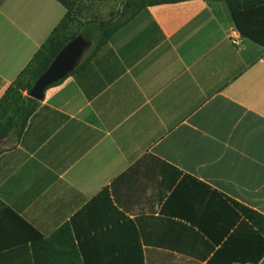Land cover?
I'll return each instance as SVG.
<instances>
[{
    "label": "crops",
    "instance_id": "0c3cea01",
    "mask_svg": "<svg viewBox=\"0 0 264 264\" xmlns=\"http://www.w3.org/2000/svg\"><path fill=\"white\" fill-rule=\"evenodd\" d=\"M64 10L0 0V95ZM235 13L233 45L221 0L146 4L43 89L0 151V264H264L233 204L264 216V0Z\"/></svg>",
    "mask_w": 264,
    "mask_h": 264
},
{
    "label": "trees",
    "instance_id": "16d2710c",
    "mask_svg": "<svg viewBox=\"0 0 264 264\" xmlns=\"http://www.w3.org/2000/svg\"><path fill=\"white\" fill-rule=\"evenodd\" d=\"M58 1L65 8L61 18L52 27L46 38L33 52L27 63L19 70L17 75L11 80L0 95V135L12 131L17 137L19 136L28 117L40 101V99L33 98L28 94V89L32 81L46 67L57 50L69 38L76 34H80L83 38L89 41V45L84 51L80 61L72 69V71H75L87 62L99 45L105 42L118 27L129 20L137 10L146 4L171 0H123L120 10L115 17L111 19L82 22L76 29L71 26L75 19V15L73 11L74 9L70 6L69 0ZM221 1L227 6L240 33L245 35L244 30L240 27L236 19L235 13V9L239 6L240 0ZM61 78L48 85L58 82ZM233 204L237 211L242 214L257 231L264 235V216L254 209L238 202L233 201Z\"/></svg>",
    "mask_w": 264,
    "mask_h": 264
},
{
    "label": "water",
    "instance_id": "95a60500",
    "mask_svg": "<svg viewBox=\"0 0 264 264\" xmlns=\"http://www.w3.org/2000/svg\"><path fill=\"white\" fill-rule=\"evenodd\" d=\"M89 41L80 34L69 38L54 54L46 67L34 78L28 94L36 99H41L43 89L51 82L61 78L80 61L84 51L87 49ZM17 140V135L9 131L7 134L0 135V151L11 147Z\"/></svg>",
    "mask_w": 264,
    "mask_h": 264
},
{
    "label": "rangeland",
    "instance_id": "374dc122",
    "mask_svg": "<svg viewBox=\"0 0 264 264\" xmlns=\"http://www.w3.org/2000/svg\"><path fill=\"white\" fill-rule=\"evenodd\" d=\"M123 0H69L75 19L72 27L78 28L82 22L111 19L117 15Z\"/></svg>",
    "mask_w": 264,
    "mask_h": 264
},
{
    "label": "built area",
    "instance_id": "2783aa9c",
    "mask_svg": "<svg viewBox=\"0 0 264 264\" xmlns=\"http://www.w3.org/2000/svg\"><path fill=\"white\" fill-rule=\"evenodd\" d=\"M225 35L229 42L236 45L240 42L241 33L234 24H230L225 28Z\"/></svg>",
    "mask_w": 264,
    "mask_h": 264
}]
</instances>
